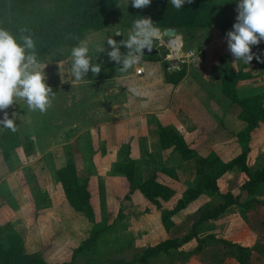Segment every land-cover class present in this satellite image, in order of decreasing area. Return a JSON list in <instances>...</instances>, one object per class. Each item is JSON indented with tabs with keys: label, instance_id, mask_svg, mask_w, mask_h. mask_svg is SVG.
<instances>
[{
	"label": "rangeland",
	"instance_id": "1",
	"mask_svg": "<svg viewBox=\"0 0 264 264\" xmlns=\"http://www.w3.org/2000/svg\"><path fill=\"white\" fill-rule=\"evenodd\" d=\"M38 1L48 6L50 2L47 1L52 0ZM201 1L118 0L115 5L107 6L102 28L85 30L75 48L69 49L63 45L53 47L42 61L33 64L18 63V59L11 56L9 34L0 27V143L3 134L16 133L23 144L30 141L29 155L36 152L43 154L37 160L38 168L30 166L33 172L27 163L21 162L19 156L12 154L14 151L10 152L7 161L12 166H22L19 179L22 181L20 188L23 193L27 194L26 183H31L28 185L31 188L30 196L26 197L35 208L34 214L39 219L42 238L26 242L30 249L37 248L39 250L37 252L45 261L90 264L109 256L127 260L148 245H154L166 238L182 237L190 231L202 208L215 205L220 200L215 191L204 189V184L210 179L215 180L219 192L229 190L235 194L241 193L242 200L250 197L241 191L245 175L236 167L214 177L218 161L210 160L214 165L209 166L208 159L197 151L193 154L188 152L185 150V144L181 147L185 154L191 153V157L186 159L190 167H184L178 176L174 167L179 162L178 159L163 160L162 168V165L158 164L150 173L142 172L140 164L147 163L149 157L145 158V155L140 154V149L136 146H144L145 137L149 133L156 134L155 127L150 129L142 120L143 117L134 119L136 123L135 125L132 123L126 135L117 124V133L110 137L109 143H99L98 137L96 142L92 143L93 129H89L88 132L84 129V133H88L85 138L89 140L85 143H76V138L72 136L75 134L71 132L62 133L76 128L74 112L81 109L79 104L81 99L94 98L93 102L101 110H95L91 114L106 119L112 112L118 113V106L122 107L126 99L135 96L130 88H138L147 82L154 85L156 81H147L143 73L159 75L160 72L155 70L156 66L167 73L173 72L170 65L162 61L160 57L162 50L153 59H144L138 53L139 40L148 39L150 30L154 35L158 33L157 29L165 30L142 24L143 16L148 15L154 20L171 19L174 26L170 28L176 30L178 37L180 34L183 35L181 42H184V49L188 50L190 47H196L195 43L198 41L193 38L200 31L197 30L200 25L186 26L188 19L191 20L186 13H189V9L196 8ZM218 1L221 0H210L209 3L211 6H217ZM11 2L0 0V18L10 15L13 9ZM181 15L184 16V20ZM196 50L201 52V49ZM139 68H142L141 74L136 73ZM259 101L262 104L260 111L262 113L264 95H261ZM85 106L86 103L82 108L85 109ZM59 112L60 114L64 112L62 115L65 113L70 115L61 116ZM135 112L137 110H133L132 114ZM32 116H36L37 125L31 123L32 120L29 118ZM58 121L62 124L55 123L53 126L52 122ZM45 123L52 124V128L43 127ZM85 123L89 124L86 120ZM165 129V132L167 129L170 132L167 126ZM49 130L53 133L45 137L43 133ZM165 132L161 133L162 138ZM169 134L171 136V132ZM49 136H53L54 140L59 137L60 141L57 144H45L44 141ZM249 140L244 144L248 151L247 163L252 169L259 168L264 164V140L258 145H252ZM150 144L155 145L154 142ZM53 145L57 147L50 151L49 148ZM114 148L117 149V157L110 158V167L112 166L116 172L112 175L107 171L106 175L100 165L99 156L100 153ZM235 150L238 149L232 152ZM54 151L64 154L63 163L59 168L54 166L53 189L45 191L48 197L45 198L38 188V179H33L34 174L39 175V179L46 178L47 175H44L42 170L49 161L54 160L51 158ZM80 151L85 154L92 151L94 155H91L90 159H85L87 169L79 177L72 156L73 152ZM147 154L148 152L146 156ZM24 155L29 156L25 153ZM45 156H48V160L43 158ZM110 176L112 178L106 179ZM104 185L107 186V192L102 190L106 188ZM253 196L258 199L264 198V183L259 185ZM178 200L187 201L182 209L173 213ZM4 201L10 207L7 197ZM47 201L51 203V208L50 212L45 214L41 205ZM6 205L5 207H8ZM233 206L234 210L231 213H234V216L228 215L222 219L220 217L198 224L199 238L213 234L216 240L208 239L205 244L201 243V249L194 251L185 260L180 256L171 258L162 254L153 259L152 264H238L229 255L230 249L219 240L225 239L236 244L247 242L249 238L244 234L247 230L257 234L258 238L254 244L261 247L260 253L255 250L251 253L250 260L254 264H264V204H256L248 210H240L239 206ZM11 212L9 208H5L3 218L5 219V215L11 217ZM89 214L91 220L87 218ZM45 215L50 216V219ZM243 224L244 226L240 228ZM10 226L9 222L8 225L6 223L0 225V256L3 257L1 264H6L8 257L17 251L18 246H22L24 250V240ZM93 230L98 233L93 246L77 251ZM196 243L195 240H191L180 249L185 252L192 251Z\"/></svg>",
	"mask_w": 264,
	"mask_h": 264
},
{
	"label": "crops",
	"instance_id": "2",
	"mask_svg": "<svg viewBox=\"0 0 264 264\" xmlns=\"http://www.w3.org/2000/svg\"><path fill=\"white\" fill-rule=\"evenodd\" d=\"M260 9L264 16V0L218 1L217 6H213L214 15L213 19L211 18V23L203 28H198L197 30L200 31L193 38L198 41L195 43L196 47L201 49L199 61L194 65L185 66V74L177 83H171L167 79V72L156 66L155 70L160 72L159 75L154 76L151 72L143 73V77L147 81H156L154 85L147 82L146 85H140L138 88H130L132 92L134 91L135 96H132L131 99H126V97L123 106H118L119 112H112L106 119L91 114L100 109L93 102L94 98L92 100L89 98L81 99V103H79L81 109L74 112L76 128L70 131L65 130L62 133L71 132V134H75L72 136L76 138V143H85L89 140L86 139L88 133H84V129L87 132L89 129H93L91 131L92 143L96 142L97 137L99 143H109L110 137L117 133V124L126 135V131L129 132L132 123L135 125L134 119L143 117L142 120L150 129L155 127L156 134L149 133L145 137L146 143L141 142L144 146H136L140 149V154L145 155V158L149 157L147 163L140 164V170L150 173L158 164H161L162 168L163 160L178 159L179 162L174 165L177 169V176L182 173L184 167H190L189 161L186 159L190 158L191 153L193 154L195 151L204 158L214 157L227 162L230 158L232 159L241 153L243 149H247L244 148L247 140L250 139L249 142L252 145H258L264 140V123L260 113L262 104L259 101L261 95H264V49L262 48L259 28L255 24ZM176 37L180 42L183 40L182 34L179 37L176 34ZM182 45L184 49V42ZM196 47L189 49H197ZM137 97H139L138 100ZM85 103L86 106L83 109L82 105ZM133 110H137V112L132 114ZM62 113L64 112L61 114L59 112L61 116L70 115L67 113L62 115ZM35 117L29 118L33 125H37ZM85 120L89 124L85 123ZM55 123L62 124L60 121L52 122L53 126ZM52 124L45 123L43 127L52 128ZM166 126L170 129L171 136L168 129L167 132L164 131ZM160 128L161 131L165 132L163 138L161 136L163 132L160 131ZM49 133L53 132L49 130L43 134L47 137ZM249 133L250 137H248ZM36 136L38 135L36 134ZM59 141V137L54 140L53 136H49L44 143L57 144ZM153 142L155 143L154 146L150 144ZM184 144L185 150L191 153L185 154L183 152L184 149L181 146ZM53 147L57 146H50L49 150L51 151ZM230 148H237L238 150L232 152L234 149L230 150ZM34 149L36 148L34 147ZM114 149L100 153V165L105 174L107 171L111 172L112 175L116 172L112 166L110 167V158L114 157L115 159L117 157V149ZM22 151V147H17L12 154H16V157L19 156L22 163H27L30 171H32L30 166L38 168L37 160L43 154L36 152L26 157ZM146 152H148L147 156ZM149 152L152 154L150 155ZM52 153L51 158L54 160L49 161L45 169L42 170L44 175H47L46 178L39 179V175L34 174L33 179H38V188L45 198H48L45 191H52L53 189L52 173L54 166L59 168L64 157L62 152L54 151ZM73 153L72 162L77 176L80 177V174H83L82 172L87 169L85 159H90L91 155L94 154L92 151L86 154L82 151ZM48 156L43 158L47 159ZM113 164L115 165V163ZM11 166V163L9 164L4 159V153L0 150V225L5 223L8 225L9 222L10 228L24 240V252H37L39 251L37 248L30 249L26 242V240L42 238L41 225L34 214L35 208L30 203L29 198L26 197L30 193L31 188L28 185L31 183H26L25 191L27 189V194L26 192L23 193L20 188L22 181L19 179L22 166ZM110 178L112 176L106 177L108 180ZM26 179L29 178L26 177ZM104 187L106 188L102 190L107 192V186L104 185ZM5 197L8 198L11 208L6 205ZM33 200L35 201V199ZM41 206H43L42 209L45 210V214L50 212L51 203L47 201ZM5 208L12 211V216L5 215L4 219ZM233 210L234 206L231 205L217 218L221 217L220 219H222L228 215L234 216V213H231ZM45 216L50 219V216ZM243 226L244 224L240 228ZM244 234L247 235L249 241L240 242L239 245L253 248L256 245L254 243L258 238L257 234L251 230L245 231ZM31 244L33 243L31 242Z\"/></svg>",
	"mask_w": 264,
	"mask_h": 264
},
{
	"label": "trees",
	"instance_id": "3",
	"mask_svg": "<svg viewBox=\"0 0 264 264\" xmlns=\"http://www.w3.org/2000/svg\"><path fill=\"white\" fill-rule=\"evenodd\" d=\"M13 9L10 15L0 18L1 28L9 34V47L10 54L13 58L18 59L21 64H33L40 62L45 58L49 49L63 45L69 49H73L78 45L79 38L82 33L87 29H100L104 22V13L107 6H113L118 0H52L48 6H44V2L38 0H11ZM210 0H202L196 8L189 9L186 13L191 20L188 19L186 26L203 28L211 23L213 19L214 10L213 5L209 3ZM188 17H185L187 19ZM182 20L184 16L181 15ZM143 23L152 28H170L174 25L171 19L167 20H154L150 16H143ZM144 42L152 45L156 44L153 38L139 40L138 47ZM152 42V43H151ZM141 54L140 51H138ZM156 55L143 56L144 59H153ZM186 67L183 66L179 70L167 73V79L171 83H177L185 74ZM3 82V81H1ZM13 82V81H12ZM4 83H2L3 85ZM3 87V86H2ZM261 120L264 123V110L261 113ZM17 147H22L24 153L28 156L31 152L30 141L24 144L15 134H3L1 137L0 148L4 153V159L7 160ZM204 159V158H203ZM209 166L214 165L212 161H218L219 165L214 173V177L222 172L236 167L241 173L245 175L244 181L241 183V191L249 194L246 200H242L239 193L231 191L219 192L214 179H210L204 184L205 190H212L217 193L220 200L215 205L202 208L199 212L197 219L193 222L192 227L188 233L182 237L166 238L154 245L144 247L141 252L135 253L130 259H118L113 257H106L96 263L90 264H152V260L162 254L172 257L180 256L182 259H187L194 251L201 249V243L205 244L208 239L216 240L213 234H208L203 238L198 237L197 226L199 223L216 219L219 217L229 206H239L240 210H248L256 204H264V198H255L259 185L264 183V164L252 169L248 163V151L243 149L234 158L227 162L220 161L217 158L209 157ZM214 163V162H213ZM122 172L123 170L120 169ZM59 171V170H58ZM213 177V178H214ZM187 201V200H186ZM184 200H178L173 208V213L182 209L185 205ZM91 220V214L87 216ZM97 231L93 230L91 235L86 238L83 243L77 248V251L83 248H90L93 246L96 238ZM195 240L196 246L192 251L185 252L180 248ZM225 244L229 251V255L234 258L238 264H253L250 260L253 250L260 251V246L255 245L254 248L241 246L236 243L228 242L225 239L219 240ZM3 257L0 256V264ZM6 264H71L70 262L52 263L45 261L39 252L26 253L22 246H18L17 251L8 257ZM173 264V263H172Z\"/></svg>",
	"mask_w": 264,
	"mask_h": 264
},
{
	"label": "built area",
	"instance_id": "4",
	"mask_svg": "<svg viewBox=\"0 0 264 264\" xmlns=\"http://www.w3.org/2000/svg\"><path fill=\"white\" fill-rule=\"evenodd\" d=\"M255 24L259 28V35L262 41V48L264 49V16L262 15L261 9L259 10L258 18L255 20ZM157 34H151L150 30L149 38L156 40V44L153 45L158 50V55L163 62L170 65L173 71L179 70L183 66L194 65L199 61L201 52L196 49H183L182 42H174L176 36L167 37L163 34V30L157 29ZM142 68L136 70L137 74H141Z\"/></svg>",
	"mask_w": 264,
	"mask_h": 264
},
{
	"label": "water",
	"instance_id": "5",
	"mask_svg": "<svg viewBox=\"0 0 264 264\" xmlns=\"http://www.w3.org/2000/svg\"><path fill=\"white\" fill-rule=\"evenodd\" d=\"M176 30L168 28L163 30V34L167 37L176 35ZM139 50L143 56H152L158 54V50L150 43L144 42L140 45Z\"/></svg>",
	"mask_w": 264,
	"mask_h": 264
},
{
	"label": "bare ground",
	"instance_id": "6",
	"mask_svg": "<svg viewBox=\"0 0 264 264\" xmlns=\"http://www.w3.org/2000/svg\"><path fill=\"white\" fill-rule=\"evenodd\" d=\"M174 42H178V44H180V41H179L178 38H175V39H174Z\"/></svg>",
	"mask_w": 264,
	"mask_h": 264
}]
</instances>
